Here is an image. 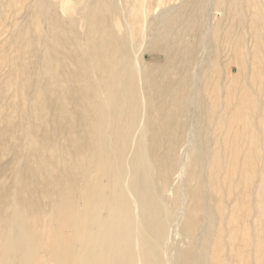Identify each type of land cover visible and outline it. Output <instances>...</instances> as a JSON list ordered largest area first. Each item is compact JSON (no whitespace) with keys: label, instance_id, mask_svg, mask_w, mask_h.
<instances>
[{"label":"bare ground","instance_id":"6f19581e","mask_svg":"<svg viewBox=\"0 0 264 264\" xmlns=\"http://www.w3.org/2000/svg\"><path fill=\"white\" fill-rule=\"evenodd\" d=\"M7 1L0 264H264V0Z\"/></svg>","mask_w":264,"mask_h":264},{"label":"rangeland","instance_id":"374dc122","mask_svg":"<svg viewBox=\"0 0 264 264\" xmlns=\"http://www.w3.org/2000/svg\"><path fill=\"white\" fill-rule=\"evenodd\" d=\"M8 4V1L7 0H0V28L3 29L7 26H11V21H15L16 18H18V16L24 11V8L23 5H20V4H17L16 7L14 8H9L8 6H6ZM20 6V7H19ZM22 6V7H21ZM20 10H19V9ZM19 10V11H18ZM16 13V15H15ZM20 13V14H19ZM13 14V15H12ZM19 14V15H18ZM12 17V18H11ZM11 18V19H10ZM20 18V17H19ZM19 21H22V19H19ZM10 30L8 31L9 34L7 36V43H6V47L9 48L8 50H11V44L10 42L12 41V32L15 30V28H9ZM11 34V35H10ZM10 36V37H9ZM11 38V39H10ZM11 40V41H9ZM10 44V45H9ZM5 69L6 68H2L0 70V76L3 77V74L5 72ZM246 82L248 83H251L250 80H246ZM1 126H3L2 124H0V128ZM3 158V159H2ZM0 158V180L2 179L3 182H8L9 181V175H10V172L9 170H7V163H9V158H10V154L7 153V155H5L4 157ZM224 261V260H223Z\"/></svg>","mask_w":264,"mask_h":264}]
</instances>
